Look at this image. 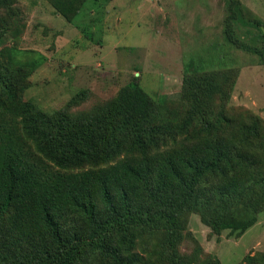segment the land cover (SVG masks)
<instances>
[{
    "label": "rangeland",
    "instance_id": "1",
    "mask_svg": "<svg viewBox=\"0 0 264 264\" xmlns=\"http://www.w3.org/2000/svg\"><path fill=\"white\" fill-rule=\"evenodd\" d=\"M72 2L81 0H0V104L25 105L37 138L52 132L34 114L47 113L49 120L51 111L65 110L67 124L78 131L88 121L77 119L122 90L131 127L146 109L153 119L143 124L179 125L175 134L184 136L199 129V136L215 138L223 117L255 125L261 140L250 134L255 148L242 150L233 173L204 176L180 208V188L176 201L161 207L175 214L177 251L196 264H264V24H256L264 23V0H84L67 20L61 12ZM80 89L85 96L69 104ZM249 115L260 120L259 128ZM100 141L82 140L72 148L74 159H43L61 171L92 169ZM253 157L262 160L252 166ZM231 178L237 187L219 192ZM13 215L0 222V264L42 263L43 251L52 264L56 244ZM249 217L255 222L242 233L217 232L210 224ZM25 229L30 235L23 236ZM153 235L138 237L133 251L144 255L142 264H165L164 235Z\"/></svg>",
    "mask_w": 264,
    "mask_h": 264
},
{
    "label": "trees",
    "instance_id": "2",
    "mask_svg": "<svg viewBox=\"0 0 264 264\" xmlns=\"http://www.w3.org/2000/svg\"><path fill=\"white\" fill-rule=\"evenodd\" d=\"M83 2L69 3L65 6L69 11L63 8L61 14L70 20ZM256 24L260 28L264 23L257 20ZM86 92L80 89L68 103L84 97ZM126 92L122 90L112 101L77 119L88 121L78 131L67 124L65 110L48 112L52 114L49 120L47 113L34 114L52 132L46 135L47 142L46 136L36 137L25 105L0 104V222L3 216L13 213L15 223L26 221L28 228L48 236L58 251L52 264H104L105 260L111 264H142L144 255L133 251V247L138 237L154 236L156 231L164 235L160 243L162 263L196 264L194 258L177 251L180 236L175 214H167L161 204L169 206L175 202L174 193L180 188L185 191V199L175 203L176 209L180 208L204 176L235 171L239 158L244 157L242 150L251 153L255 148L250 134L261 140L255 125L244 128L235 119L225 117L215 138L211 133L199 136V129L185 136L175 134L179 125L143 124L148 118L153 119V112L149 110L148 114L147 109L139 124H134V130L121 107L127 102ZM8 95L11 97L12 92ZM248 117L259 125L257 117ZM92 136L101 139V152L92 169L75 168L76 165L61 171L43 159L51 156L70 160L72 148ZM179 136L183 138L178 139ZM148 137L153 139L147 140ZM60 149L64 154H60ZM252 159V166L262 160ZM238 184L237 179L231 178L218 190L222 193V189H235ZM167 221L169 224H163ZM254 222L255 218L249 217L218 219L210 224L217 232L229 229L242 233ZM14 229L20 226L15 225ZM21 233L30 235V229ZM42 253L43 262L37 264H48L50 253Z\"/></svg>",
    "mask_w": 264,
    "mask_h": 264
}]
</instances>
